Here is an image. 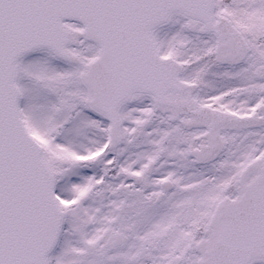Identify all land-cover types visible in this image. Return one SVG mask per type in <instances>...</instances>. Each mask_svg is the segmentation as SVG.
Returning a JSON list of instances; mask_svg holds the SVG:
<instances>
[{
  "label": "snow or ice",
  "instance_id": "1",
  "mask_svg": "<svg viewBox=\"0 0 264 264\" xmlns=\"http://www.w3.org/2000/svg\"><path fill=\"white\" fill-rule=\"evenodd\" d=\"M0 264H264V0H0Z\"/></svg>",
  "mask_w": 264,
  "mask_h": 264
}]
</instances>
